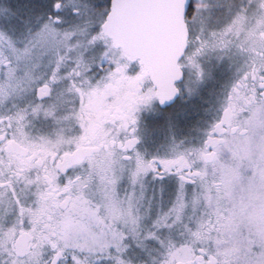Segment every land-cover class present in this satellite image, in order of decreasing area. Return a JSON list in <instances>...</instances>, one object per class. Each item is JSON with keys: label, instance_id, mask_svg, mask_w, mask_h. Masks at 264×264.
I'll return each instance as SVG.
<instances>
[{"label": "snow or ice", "instance_id": "obj_1", "mask_svg": "<svg viewBox=\"0 0 264 264\" xmlns=\"http://www.w3.org/2000/svg\"><path fill=\"white\" fill-rule=\"evenodd\" d=\"M0 264H264V0H0Z\"/></svg>", "mask_w": 264, "mask_h": 264}]
</instances>
